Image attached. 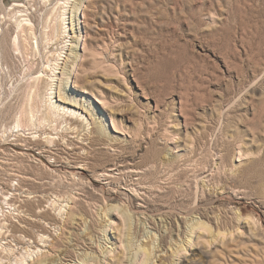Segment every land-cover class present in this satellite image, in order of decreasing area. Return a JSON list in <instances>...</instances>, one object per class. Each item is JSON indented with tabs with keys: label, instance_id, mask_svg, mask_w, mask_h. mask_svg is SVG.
Instances as JSON below:
<instances>
[{
	"label": "rangeland",
	"instance_id": "rangeland-1",
	"mask_svg": "<svg viewBox=\"0 0 264 264\" xmlns=\"http://www.w3.org/2000/svg\"><path fill=\"white\" fill-rule=\"evenodd\" d=\"M144 247L264 264V0H0V264Z\"/></svg>",
	"mask_w": 264,
	"mask_h": 264
},
{
	"label": "bare ground",
	"instance_id": "bare-ground-1",
	"mask_svg": "<svg viewBox=\"0 0 264 264\" xmlns=\"http://www.w3.org/2000/svg\"><path fill=\"white\" fill-rule=\"evenodd\" d=\"M19 1H21V0H19ZM80 2L82 3L83 2V0H80ZM175 2V1H174ZM23 22V21H22ZM21 23V22H20ZM23 25V24H22ZM78 55V54H77ZM48 101V105H47V111H46V114L42 117V124H44L43 125V127H42V129H40V130H44V127H47V124L45 123V122H49L48 124H51L52 122H56V121H58L59 122V120L60 119H62L64 116H65V114H66V111H65V108L64 107H61L60 105H58L55 101H53V98H52V93H50V97L47 99ZM31 121V124H30V126H32V129H37L38 128V126H40L41 127V123L39 124V125H37V123H36V121H34L33 119L32 120H30ZM67 121V120H66ZM64 121H60V124L61 123H63ZM52 126V125H51ZM76 129L77 130V133H78V135H80V134H82V131H84V129H80L79 127H76V126H74L73 127V125H70L69 127H68V129ZM40 130H37L36 132L38 133V132H40ZM75 132V131H74ZM43 133H48V131H47V129H45L44 131H43ZM97 134H100L99 133V131H97ZM41 135V134H40ZM102 135V134H101ZM100 135V136H101ZM99 135H97L96 137H94V141H96V142H99L100 140H101V142H102V138L100 137ZM71 143H72V141H71ZM70 143V141L67 143V144H71ZM74 143V142H73ZM93 144V143H92ZM74 150V149H73ZM87 152H89V151H87ZM79 156H81V155H79ZM62 161V160H61ZM86 164V163H85ZM47 172V171H46ZM51 175H52V173H51ZM74 175V179H73V182H75V183H77L78 181H80L81 180V178H78V180L75 178V176H76V174H73ZM44 177H45V173H44ZM21 179V178H20ZM63 180H60V183L62 182ZM20 182H21V180H20ZM63 183V182H62ZM50 185H52L53 187L55 186L54 184H52V183H49ZM47 186L48 185V183L47 184H44V185H42V186ZM58 185V184H57ZM36 186V185H35ZM51 186V187H52ZM58 187V186H57ZM35 189V188H34ZM39 189V188H38ZM54 189V188H53ZM52 189V190H53ZM60 189V188H59ZM41 190V189H40ZM36 191V190H35ZM45 192V191H44ZM46 192H48V188H47V190H46ZM32 193V192H31ZM57 193V192H56ZM59 193V192H58ZM65 194V193H64ZM67 194V193H66ZM69 194V193H68ZM60 196H62V195H60ZM59 197V196H58ZM63 197V196H62ZM66 198V197H65ZM68 198V197H67ZM68 199H70V200H72V202L73 203H78L77 202V200H76V198L74 197V196H70L69 195V198ZM67 199V200H68ZM105 199V198H104ZM54 204V203H53ZM56 204V203H55ZM65 205V204H64ZM72 206H74V205H72ZM65 207V206H64ZM70 207V209L68 210V212H67V216H69V217H74L76 214H77V210H76V208L75 207H71V206H69ZM56 209V208H55ZM57 209H58V207H57ZM64 208H63V206L62 207H60V211H59V213H61V211L63 210ZM112 209V208H111ZM116 209V208H115ZM64 211H65V209H64ZM63 213V212H62ZM40 215V214H39ZM43 215L44 216H48V213L46 212H43ZM42 215V216H43ZM205 224L204 223H200L199 224V226L198 227H200L201 229L202 228H204L205 226H204ZM23 231V230H22ZM195 231V226H193V227H191L190 228V234H192L193 232ZM54 247V246H53ZM187 250L186 248H181V249H179V250ZM178 250V251H179ZM152 252H151V250H150V248H146V247H144L143 249H142V252H141V255L142 256H144V262H143V264H145L146 263V261H147V259H148V255L150 256V254H151ZM24 259V258H23ZM137 259V258H136ZM22 260V259H21ZM132 260V263H133V258L131 259ZM25 261V260H24ZM42 263H44V261H40L39 263H37V264H42ZM50 262H48V263H45V264H49ZM19 264H23V261H21Z\"/></svg>",
	"mask_w": 264,
	"mask_h": 264
}]
</instances>
